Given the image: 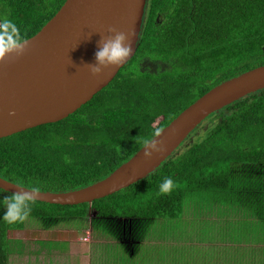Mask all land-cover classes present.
<instances>
[{
  "label": "trees",
  "instance_id": "1",
  "mask_svg": "<svg viewBox=\"0 0 264 264\" xmlns=\"http://www.w3.org/2000/svg\"><path fill=\"white\" fill-rule=\"evenodd\" d=\"M65 1L0 0V19L16 23L26 41ZM144 63L158 69L142 70ZM262 66L264 0H147L132 60L63 121L0 139V178L30 190L39 187L40 192L88 187L130 160L145 140L211 89ZM205 121L210 126L200 139L189 140L202 124L146 178L92 204L58 206L33 200L27 218L13 221L5 217L0 202V264H10L16 253L11 242L19 241L9 235L26 230L27 219L44 220L51 228L63 219L87 223L92 215L94 235L110 233L133 253L153 222L175 221L176 227L187 193L248 202L264 228V90ZM168 178L173 187L164 192L161 185ZM9 195L0 190V198ZM117 256L111 264H125L129 258Z\"/></svg>",
  "mask_w": 264,
  "mask_h": 264
},
{
  "label": "water",
  "instance_id": "2",
  "mask_svg": "<svg viewBox=\"0 0 264 264\" xmlns=\"http://www.w3.org/2000/svg\"><path fill=\"white\" fill-rule=\"evenodd\" d=\"M147 0H66L33 37L23 54L0 61V139L74 114L106 88L136 54ZM115 28L130 34L132 54L120 67L109 66L93 75L95 53ZM264 90V66L226 81L198 99L160 131L163 151L151 159L144 146L107 178L64 193L31 192L34 201L77 206L92 204L146 178L158 169L210 115ZM0 190L30 189L0 178Z\"/></svg>",
  "mask_w": 264,
  "mask_h": 264
},
{
  "label": "crops",
  "instance_id": "3",
  "mask_svg": "<svg viewBox=\"0 0 264 264\" xmlns=\"http://www.w3.org/2000/svg\"><path fill=\"white\" fill-rule=\"evenodd\" d=\"M226 202L232 204L228 205L229 209L223 206ZM243 202L238 203L234 198L228 201L219 198L214 206L206 210L202 209L199 213H194L192 205L189 203L187 205L189 209L184 212L181 220L192 221V224H195L198 219H202L211 224V227L208 228L211 235H204L200 238L197 236L199 232L195 233V229L191 233H183V229L178 230L165 220H157L152 224L159 223L162 226L161 230L155 232L160 236L151 241H154L153 245L160 244V246L152 248L149 244L140 242L137 250L130 253L128 259L136 257L140 245H143L146 246L147 254L153 258L152 261L161 259L164 264H178L177 259L181 257L173 258L172 256L179 250H182L183 253L192 251L190 256L195 255L193 260L189 258L187 263L183 258V264H264V228L257 224L256 217L250 213V204ZM84 228H75L74 230L83 232L82 229ZM88 228L91 230L90 226ZM191 228L192 226H190ZM94 234L91 230L90 245L93 247H91L90 254L93 264L97 257V249L103 251L104 260L102 264L118 261V256H112L109 250L113 249L114 245H120V243H108L112 237H97ZM98 240L105 241L103 244L96 245ZM155 249L161 253L159 256L153 253ZM128 259L123 263L127 264Z\"/></svg>",
  "mask_w": 264,
  "mask_h": 264
},
{
  "label": "rangeland",
  "instance_id": "4",
  "mask_svg": "<svg viewBox=\"0 0 264 264\" xmlns=\"http://www.w3.org/2000/svg\"><path fill=\"white\" fill-rule=\"evenodd\" d=\"M143 69H146L149 72H156L158 67L157 64L154 63H144L142 65V70ZM208 125L209 124L207 121L203 122L199 127L200 129H198L196 133L190 137L189 140L195 142L196 140L200 139L208 130V127L210 126ZM180 147H182V145ZM219 198L223 197L219 195L211 196L206 193H187L185 194L186 200L184 212L189 209V207L187 206L189 203H191L192 205L193 212L199 213L202 209L206 210L214 206ZM228 205L232 204H228V202H226V204L223 206L226 209H229ZM91 216L87 220V223L76 219H63L59 220V223L51 228L49 227L48 222L44 220L27 219V224H24L27 226L26 230L12 232L9 235L11 241H19L16 245L15 243L11 242L13 246L11 250H13L14 247L16 250V253L12 254L10 257L11 264H93L90 254L91 247H93L92 245H90V231L93 229H87V227L91 226ZM170 223L174 225L175 221H170ZM176 223V228L178 230L183 229V233H191L195 229V233L199 232L197 236L200 238L204 235H211V232H209L208 229L209 227H211V224L204 222L202 219H198L195 224H192V221L188 222L181 219L176 221ZM82 224H84V226L86 225V227L82 229L83 232H77L74 230L76 226H82ZM190 226H192L191 229ZM161 228L162 226L159 225V223L156 225L151 224L149 227L147 226L141 236V243L149 244L150 246H152V248H155V246H160V244L153 245L154 241L151 240L155 237L160 236L155 232L157 230H161ZM98 232L102 233L101 231ZM109 234L110 233L104 234V237H112ZM100 240L96 242V245L103 244L105 241ZM108 243L119 244L120 241L112 238V240L108 241ZM122 245L123 244L121 243L120 245H114L113 249L109 250V253L112 256L122 254L126 258H128L127 255L129 254L126 251V248ZM137 245H139V243ZM145 248L146 246L140 245L136 257L128 259L127 264H151L153 262L157 264H164L161 259L152 261L153 258H151L147 254ZM191 252L192 251L183 253L182 250H179L178 252H175L172 257H181L180 259H177L178 264H183V258L187 263L189 258L193 260V257L195 256H190ZM153 253H155V255L157 256L161 254L159 251H156V249L153 250ZM96 256L97 257L95 258L94 264H102V261L104 260L102 249H97Z\"/></svg>",
  "mask_w": 264,
  "mask_h": 264
},
{
  "label": "clouds",
  "instance_id": "5",
  "mask_svg": "<svg viewBox=\"0 0 264 264\" xmlns=\"http://www.w3.org/2000/svg\"><path fill=\"white\" fill-rule=\"evenodd\" d=\"M109 35L104 39L102 46L95 53L96 63L90 65V70L93 75H99L104 68L109 66L120 67L131 56L133 48L130 40V34L118 31L115 28L109 29ZM27 41L23 40L20 35V29L11 19H0V61H3L9 54L21 55L25 50ZM160 132L150 140H145L144 157L151 159L154 154L163 151V142L158 139ZM173 180L166 179L161 185V190L164 192L170 191L173 187ZM31 192L40 193L39 187H34L31 191L24 193H13L9 196L0 198L5 206V217L13 221H23L31 211L30 202L36 198L31 195Z\"/></svg>",
  "mask_w": 264,
  "mask_h": 264
}]
</instances>
